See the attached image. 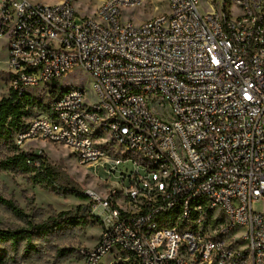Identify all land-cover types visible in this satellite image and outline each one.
<instances>
[{"label":"built area","instance_id":"1","mask_svg":"<svg viewBox=\"0 0 264 264\" xmlns=\"http://www.w3.org/2000/svg\"><path fill=\"white\" fill-rule=\"evenodd\" d=\"M75 2L0 0V38L19 97L75 69L92 79L94 102L67 88L15 136L103 170L86 196L106 216L82 263L264 264V0H169L142 25L123 13L145 0L80 20Z\"/></svg>","mask_w":264,"mask_h":264},{"label":"rangeland","instance_id":"2","mask_svg":"<svg viewBox=\"0 0 264 264\" xmlns=\"http://www.w3.org/2000/svg\"><path fill=\"white\" fill-rule=\"evenodd\" d=\"M34 5H55L62 0H29ZM104 0H76L75 9L78 19L93 16ZM203 9V5H201ZM169 0H145L139 7L128 8L123 19L135 25L170 15ZM8 40L0 38V101L11 96L9 80ZM59 88L84 87L90 102H94L91 90V77L80 69H75L56 81ZM49 86L31 91L32 95L45 104L53 99L48 97ZM37 101V100H36ZM161 108L169 109L166 103ZM47 112L43 105L32 104L25 109L23 121L42 117ZM11 140L0 144V198L10 200L21 208L26 218L14 213L0 201V228L4 230H30L45 222H61L59 227L49 233L36 232L33 248L25 250L23 242L18 251H10L4 264H83L78 251L82 248L93 249L97 245L102 229L99 219L106 213L97 209L94 216L90 211L92 204L86 196L88 190L103 191L105 174L99 170H87L80 166L72 151L62 145L47 142L27 144L25 152L40 153L45 174L32 170L4 169L1 162L15 155ZM261 210L262 205H255ZM65 213L64 216L59 215ZM127 259V254L106 255L99 264H115L118 257Z\"/></svg>","mask_w":264,"mask_h":264},{"label":"trees","instance_id":"3","mask_svg":"<svg viewBox=\"0 0 264 264\" xmlns=\"http://www.w3.org/2000/svg\"><path fill=\"white\" fill-rule=\"evenodd\" d=\"M65 89L59 88L56 83L52 87V91L48 97L53 95V99L45 104L42 100H38L30 95L19 97L11 91L9 98H4L0 101V144L9 140L15 150V155L1 162L4 169L32 170L38 174H45L44 163L42 157L36 153L25 152L15 144V136L22 130L27 121H23L25 109L27 106L38 104L43 105L47 112L50 110L51 103L64 93ZM37 100V101H36ZM46 112V113H47ZM0 201L7 205L14 213L20 217L26 218L21 208L10 200L0 198ZM91 213V211H90ZM61 213L60 216H64ZM61 222H45L34 226L32 231L24 229L4 230L0 228V264H4L10 251H18L20 245L26 242V251L33 247L34 233H49L52 229L59 227Z\"/></svg>","mask_w":264,"mask_h":264}]
</instances>
